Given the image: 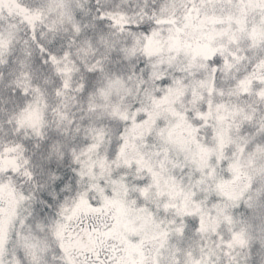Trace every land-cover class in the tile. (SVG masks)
Masks as SVG:
<instances>
[{"label": "snow or ice", "instance_id": "1", "mask_svg": "<svg viewBox=\"0 0 264 264\" xmlns=\"http://www.w3.org/2000/svg\"><path fill=\"white\" fill-rule=\"evenodd\" d=\"M0 264H264V0H0Z\"/></svg>", "mask_w": 264, "mask_h": 264}]
</instances>
